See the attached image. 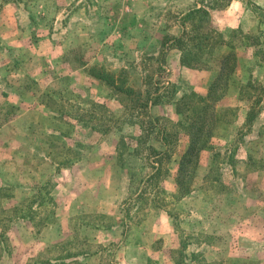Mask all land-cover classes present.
Instances as JSON below:
<instances>
[{"label": "rangeland", "instance_id": "1", "mask_svg": "<svg viewBox=\"0 0 264 264\" xmlns=\"http://www.w3.org/2000/svg\"><path fill=\"white\" fill-rule=\"evenodd\" d=\"M0 264H264V0H0Z\"/></svg>", "mask_w": 264, "mask_h": 264}, {"label": "trees", "instance_id": "2", "mask_svg": "<svg viewBox=\"0 0 264 264\" xmlns=\"http://www.w3.org/2000/svg\"><path fill=\"white\" fill-rule=\"evenodd\" d=\"M235 56L233 54H228L224 59H223V64H228V62L232 59H234ZM234 70V69H232ZM228 71L227 69L225 68V66L223 65L221 71L219 72L218 74V78L216 79V81L213 83V85L210 87V90H209V94L207 96V98H211V97H214L217 93V88L219 87V85L221 84V81L224 79V77L227 75ZM232 73V72H229V74ZM200 101L201 102H204L206 101V98H200ZM194 147L191 145L190 148L188 149V151L186 152V154L184 155L183 157V160H182V166L184 165L183 162H185L191 155L194 154Z\"/></svg>", "mask_w": 264, "mask_h": 264}, {"label": "crops", "instance_id": "3", "mask_svg": "<svg viewBox=\"0 0 264 264\" xmlns=\"http://www.w3.org/2000/svg\"><path fill=\"white\" fill-rule=\"evenodd\" d=\"M233 8H234V6H233V4H232V6H231L229 9L231 10V9H233ZM228 14H232L231 11H229ZM233 18H234V17H231L232 20H233ZM240 18H241V17H240ZM240 18H237V19H238V24H239V22H241ZM228 24H229V25H232L231 21H228ZM258 24H259V22H258ZM233 25L235 26V22L233 23ZM261 25H262V24H261ZM261 28L263 29V27H261Z\"/></svg>", "mask_w": 264, "mask_h": 264}]
</instances>
